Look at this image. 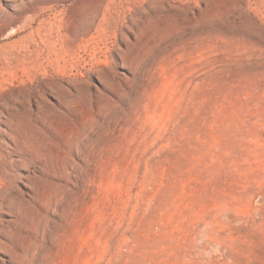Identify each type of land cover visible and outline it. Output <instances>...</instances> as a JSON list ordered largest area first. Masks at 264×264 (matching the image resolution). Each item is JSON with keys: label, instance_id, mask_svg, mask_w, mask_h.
Listing matches in <instances>:
<instances>
[{"label": "rangeland", "instance_id": "rangeland-1", "mask_svg": "<svg viewBox=\"0 0 264 264\" xmlns=\"http://www.w3.org/2000/svg\"><path fill=\"white\" fill-rule=\"evenodd\" d=\"M0 264H264V0H0Z\"/></svg>", "mask_w": 264, "mask_h": 264}, {"label": "bare ground", "instance_id": "bare-ground-1", "mask_svg": "<svg viewBox=\"0 0 264 264\" xmlns=\"http://www.w3.org/2000/svg\"><path fill=\"white\" fill-rule=\"evenodd\" d=\"M78 40H79V39H77V41H78ZM73 41H74V42L72 43V45L64 46V47H65V50H67V51H71V50H73V47H74L75 44H76V43H75L76 40L73 39Z\"/></svg>", "mask_w": 264, "mask_h": 264}]
</instances>
